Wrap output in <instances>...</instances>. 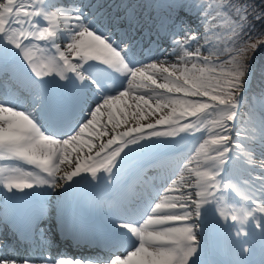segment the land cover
Listing matches in <instances>:
<instances>
[{"label":"snow or ice","instance_id":"obj_1","mask_svg":"<svg viewBox=\"0 0 264 264\" xmlns=\"http://www.w3.org/2000/svg\"><path fill=\"white\" fill-rule=\"evenodd\" d=\"M249 7L0 0V188L19 202L13 236H39L53 216L88 247L89 231L68 224L71 194L119 191L97 250L0 264H264V90L247 91L264 32ZM123 24L170 47L138 52Z\"/></svg>","mask_w":264,"mask_h":264},{"label":"trees","instance_id":"obj_2","mask_svg":"<svg viewBox=\"0 0 264 264\" xmlns=\"http://www.w3.org/2000/svg\"><path fill=\"white\" fill-rule=\"evenodd\" d=\"M236 3H247L249 12L251 13L248 17L255 29L260 32H264V0H234ZM256 15H261V19H255ZM264 90V46L258 50L254 63L252 74L250 77V83L247 88L249 93H260Z\"/></svg>","mask_w":264,"mask_h":264},{"label":"bare ground","instance_id":"obj_3","mask_svg":"<svg viewBox=\"0 0 264 264\" xmlns=\"http://www.w3.org/2000/svg\"><path fill=\"white\" fill-rule=\"evenodd\" d=\"M68 1V3H72L73 2V0H64V2H67ZM77 2H78V0H77ZM105 2H108L107 0H105ZM150 2V0H139L138 2H136V3H143V4H147V3H149ZM159 2L160 3H164L165 2V0H159ZM140 11H144L143 9H140ZM158 11H162V10H158ZM146 14H148V12L147 11H144V15H145V17H146ZM123 26H124V28H125V26H127L126 24H123ZM130 29V33H127L129 36H131V37H133L134 38V40H135V42H136V44H137V50H138V52H144V51H142L143 50V48L149 43L150 44V42H151V40H153L154 39V41H153V43H152V46H149V48H150V50H151V52L153 53V54H157V55H159V49H162V48H169L170 46L168 45V43L162 38V37H157L156 35H155V33H152V35H151V39L149 40H145L146 39V37H145V35L144 34H141V35H137L138 34V32H137V30H136V28L135 27H133V28H129ZM149 48H148V50H147V52H144V53H148L149 52ZM142 59H143V57H141ZM161 59H163V57L161 56ZM168 59L170 60V61H174L175 60V57H173V56H169L168 57ZM107 138H105V140H106ZM95 151V150H94ZM152 154V153H151ZM148 155H150V154H148ZM148 155H145V156H148ZM155 155H157V154H155ZM154 155V156H155ZM104 187H106V186H104L103 185V188ZM106 188H108V187H106ZM50 199H53L54 200V198L53 197H50ZM0 223L2 224V225H4V221L1 219V215H0ZM225 254H227V253H225Z\"/></svg>","mask_w":264,"mask_h":264},{"label":"rangeland","instance_id":"obj_4","mask_svg":"<svg viewBox=\"0 0 264 264\" xmlns=\"http://www.w3.org/2000/svg\"><path fill=\"white\" fill-rule=\"evenodd\" d=\"M108 1V0H107ZM139 0H132V2L133 3H136V2H138ZM148 14H146V16H147ZM121 32H123V33H125V31H128V28H124V26L122 25L121 26V30H120ZM138 34H141V33H138ZM148 35V34H147ZM148 48V46L146 47V48H144V50L145 49H147ZM143 50V51H144ZM250 83V78H249V82H248V84ZM105 138H107V137H105ZM105 138H103V139H105ZM149 157H151V156H148V157H142V159H149ZM167 166L168 167H173V164L171 163V162H169V163H167Z\"/></svg>","mask_w":264,"mask_h":264}]
</instances>
